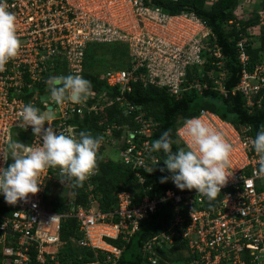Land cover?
<instances>
[{
	"label": "built area",
	"instance_id": "1",
	"mask_svg": "<svg viewBox=\"0 0 264 264\" xmlns=\"http://www.w3.org/2000/svg\"><path fill=\"white\" fill-rule=\"evenodd\" d=\"M85 1L7 0L8 10L17 17L22 46L18 56L0 72V151L18 140L13 139L15 129H21L22 134L30 129L25 145L39 144L31 127L22 126L19 113L28 103L53 108L51 98L39 101L41 92L35 88V83H44L47 69L53 68L60 75H80L87 43L120 41L127 45L126 66L101 71L104 83L116 86V93L104 102L105 92L97 95L92 90L84 103L55 104L54 119L49 122L51 125L45 122V128L78 134V119L116 101L123 112H133L131 119L138 126H105L100 135L101 147L115 145L119 140L120 160L134 171L141 184L143 177L137 169L150 171L155 163L146 138L150 123L138 106L125 101L124 92L136 82L164 88L175 97L191 88H205V81L198 78L203 74L202 64L208 62L216 72L211 68L206 72L211 88L225 94L221 53L212 41L210 29L191 11L169 14L143 0ZM259 2L254 15L258 25L264 26V0ZM244 42L243 35L235 42L240 70L230 93H239L250 112L264 99V67L262 62H255L246 69ZM74 117L77 121H73ZM194 117L209 123L233 146L229 165L232 175L216 199L210 201L195 189L180 190L173 184L159 195L143 194L137 199L130 192L117 191L112 207L101 210L92 175L84 182V203L71 200L64 211L55 212L41 203L44 182L54 176L63 177L59 168H50L41 174V190L34 196L30 194L27 200L10 205L0 193L2 203L12 207L0 219V264H118L121 251L139 222L154 212L161 201L171 204L167 223L140 242L137 264H172L177 257L182 259L181 264H264V175H255L259 157L251 146L250 126L237 128L207 109H200ZM192 118L181 120L174 130L176 140L184 148L189 141L186 122ZM119 128L123 132L114 134ZM130 132L135 133L134 139H130ZM11 162L0 159V166L7 167ZM67 217L73 218L76 225L67 245L90 251L91 255L78 252L73 257H59L58 250L65 246L59 227ZM111 239L119 243L110 242Z\"/></svg>",
	"mask_w": 264,
	"mask_h": 264
},
{
	"label": "trees",
	"instance_id": "2",
	"mask_svg": "<svg viewBox=\"0 0 264 264\" xmlns=\"http://www.w3.org/2000/svg\"><path fill=\"white\" fill-rule=\"evenodd\" d=\"M145 4L156 5L163 11L169 14L179 13L181 11H191L197 17L202 19L212 34V41L218 46L221 53V68L225 73L223 80V87L226 91L225 94L219 92L216 89L211 88L212 82L206 73L210 68L215 74V69L208 63L202 64L203 74L198 78L200 82L207 84L205 88H191L187 91H183L180 96L175 97L169 95L164 88L156 87L151 84L142 85L140 82L132 83L131 89L128 92H124L125 101L138 106L143 111V118L148 119L149 132L146 134V138L149 144L153 143L165 130L171 129L172 138L176 141L173 144V150H177L182 146L175 138L174 130L177 124L190 116L198 114L200 109H207L216 113L221 118L228 120L235 127L240 125H249L250 132L253 138H255L256 131L261 125H264V99L261 100V104L257 108H253L250 112L243 105V99L239 93H230L232 87L238 79V72L240 65L237 59V52L235 42L243 35L245 37V52L248 55V62L246 69H251L255 62H262L264 67V28L260 29L257 33L253 31V27L256 23V15H249L246 19H242L241 15L234 14V7L238 0H143ZM234 12V13H233ZM231 20L232 23L228 24ZM254 24V25H253ZM240 34V35H239ZM103 47L100 49L99 47ZM90 47H93L97 51L95 52L94 59L91 57L94 55ZM127 45L123 42H90L85 45L84 56L82 63L81 76L91 81L92 90L105 91V94L112 96L116 93L117 87L107 86L101 74L99 67L114 68L126 66V52ZM91 52V53H90ZM109 58V60H105ZM105 68V69H106ZM103 69V70H105ZM102 70V71H103ZM43 84L41 82L39 85ZM122 106H119L115 101L114 103L102 107L95 114L89 113L83 115L79 121H77L80 131H90L93 136H100L101 131L105 126L110 124H116L118 126H127L129 129L138 126V123H134L131 119L132 113H125L122 111ZM120 128L113 131L114 134H118ZM28 137V135H27ZM26 137V138H27ZM21 129H15L13 132V139L23 141ZM24 142V141H23ZM151 156L160 160L158 165H154L152 172L144 170V168H138L137 171L142 175L144 182L139 184L134 175V171L130 170L127 166H124L121 161H115L112 159H102L98 161V172L91 178L94 185V192L99 194V207L101 210H106L114 204V193L120 190L130 192L135 199L143 194L148 196L159 195L166 188L172 187L173 182L169 179L165 183H161L162 177H170L171 173L167 170L161 172L160 169L164 168L163 159L164 153L150 152ZM11 160V158L9 157ZM10 164V163H8ZM155 164V163H154ZM60 186L65 182L68 187L65 190L69 191L71 195L67 197L65 193L53 199L51 203L46 201V197L49 190V182ZM83 186H76L74 180L68 178L54 176L48 179L43 184V192L41 203L42 206H50V209L55 212L64 211L72 200L73 203H84L85 193ZM148 186V189L144 190V187ZM171 204L168 201H161L156 204L154 212L150 213L148 217L142 219L139 222L138 229L132 234L129 241L125 243L124 248L121 251L118 264H137L139 255L137 252L130 251V245L134 241L135 247L139 246L140 242L148 235L159 231L167 223ZM12 209L11 206H6L0 199V219ZM74 219L71 217L65 218L59 227L60 240L65 243V246L60 247L58 250L59 257H67L77 254L78 252H84L86 255H91L90 251L85 249L72 247L67 245V241L70 235L75 234ZM113 243H119L117 240H109ZM130 251V257L125 256L126 252ZM29 264H34L30 261Z\"/></svg>",
	"mask_w": 264,
	"mask_h": 264
},
{
	"label": "clouds",
	"instance_id": "3",
	"mask_svg": "<svg viewBox=\"0 0 264 264\" xmlns=\"http://www.w3.org/2000/svg\"><path fill=\"white\" fill-rule=\"evenodd\" d=\"M8 9L7 0H0V72L5 71L9 61L18 56L22 46L17 17ZM46 84L51 100L57 105L69 101L84 103L92 95L91 81L79 74L52 76ZM19 116L22 126H30L33 135L39 138V144L32 146L19 141L9 142L8 148L0 151V159L5 163L9 157L12 160L7 167L0 166V193L6 203L14 205L18 200H27L30 194L36 195L41 190V174L50 168H59L60 175L74 180L76 186H82L98 172V161L103 159L99 155L102 136H93L90 131L65 134L51 126L45 128V122L51 125L49 122L54 116L51 111L44 112L32 103L24 105ZM186 135L189 137L187 147L175 151L173 144L176 141L172 138L171 129L165 130L151 144L150 152L164 153L165 167L160 171L171 173L170 177H162L160 182L171 179L180 190L195 189L210 201L214 200L232 175L229 165L233 146L221 132L198 117L186 122ZM129 137L134 139L135 133L130 132ZM251 146L259 157L255 175H264V125L256 131ZM153 159L154 165L160 163L159 159ZM153 170L151 167L149 172Z\"/></svg>",
	"mask_w": 264,
	"mask_h": 264
},
{
	"label": "rangeland",
	"instance_id": "4",
	"mask_svg": "<svg viewBox=\"0 0 264 264\" xmlns=\"http://www.w3.org/2000/svg\"><path fill=\"white\" fill-rule=\"evenodd\" d=\"M260 0H252V2H250L249 0H238V2L236 3V5H235V7H234V14H238V15H241V17H242V19H246L247 17H251V16H249V15H253L254 14V12L256 11V10H258L259 9V7H260V2H259ZM91 2V0H87V1H85V4L86 3H90ZM255 24V26L253 27V31H255L256 33L258 32V31H260V29H262V28H264V26H259L258 25V22H257V20H256V23H254ZM253 24V25H254ZM91 48H92V53L94 54L91 58L92 59H94V60H96L95 58H94V56H95V53L96 54H98L99 52H98V49H97V51L95 50V49H93V47H90L89 49L91 50ZM100 49H103V47L101 46V47H99ZM95 52V53H94ZM126 52H128V50L126 51ZM91 53V52H90ZM127 54V53H126ZM127 56V55H126ZM105 60H106V62H107V60H109V58H106L105 57ZM106 68V67H105ZM103 66H101V67H99L98 69H99V72H97V75H100L101 74V71L103 70V69H105ZM114 68H116V67H114ZM46 77L45 78H43L44 79V83L43 84H41L39 87H38V84L37 83H35L36 85H35V88L37 89V88H39L38 90L41 92L39 95H38V98H39V101L41 102V101H43V100H46V101H48L49 99H50V92H49V89H48V86H47V84H46V79H49L50 77H52V76H59L60 74L59 73H57L56 72V70L55 69H47L46 70ZM43 77V76H42ZM38 81H41V80H37V82ZM102 92H105V91H99V92H97V95H100V93H102ZM103 99H104V102L105 101H109V98H108V95H104L103 96ZM50 101H52V100H50ZM110 104V103H109ZM109 104H107V105H105V106H108ZM52 106H53V108H51V109H46V108H41V110L42 111H44V112H48V111H51V114L52 115H55L56 114V107H55V103L54 102H52ZM104 106V107H105ZM99 109H97V111H98ZM53 111H55L54 113H53ZM96 111V112H97ZM95 114V113H94ZM78 118H80V117H78ZM73 121H77V119L74 117V120ZM78 121H79V119H78ZM123 132V128H120V133H122ZM30 129H28L24 134H23V136L25 137L24 139H22L23 141H19V140H17V141H19V142H21V143H27L28 141H29V138H30ZM29 134V135H28ZM27 135H28V137H27ZM27 137V138H26ZM120 144V141L118 140L116 143H115V145H109V144H104L101 148H100V150H99V155H101V156H103V159H112V160H115V161H119V154H118V145ZM68 187V184L65 182L64 184H61L60 186H58V185H56V184H53V182L52 181H50L49 182V190H48V194H47V197H46V201H48L49 203H51L52 201H53V199H55V198H57V197H59L60 198V196H58V195H63L64 193H65V190H66V188ZM65 195L67 196V197H69L70 195H71V193L69 192V191H66V193H65ZM133 243H134V241L131 243V245H130V248H129V250L130 251H133V252H137V249H138V246L137 247H135L134 245H133ZM128 250V252H126L124 255L125 256H127V257H130V254H129V251ZM172 262V264H181L182 263V259L181 258H179V257H177V258H175L174 260H172L171 261Z\"/></svg>",
	"mask_w": 264,
	"mask_h": 264
}]
</instances>
